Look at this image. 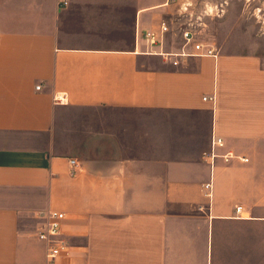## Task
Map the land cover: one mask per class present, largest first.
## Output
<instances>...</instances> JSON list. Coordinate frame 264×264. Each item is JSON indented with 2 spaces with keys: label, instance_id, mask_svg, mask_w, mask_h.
<instances>
[{
  "label": "crops",
  "instance_id": "crops-1",
  "mask_svg": "<svg viewBox=\"0 0 264 264\" xmlns=\"http://www.w3.org/2000/svg\"><path fill=\"white\" fill-rule=\"evenodd\" d=\"M164 2L0 0V264H45L55 209L62 264H264L262 6L229 0L218 57L184 56L142 37ZM217 137L249 161L212 168Z\"/></svg>",
  "mask_w": 264,
  "mask_h": 264
},
{
  "label": "built area",
  "instance_id": "built-area-1",
  "mask_svg": "<svg viewBox=\"0 0 264 264\" xmlns=\"http://www.w3.org/2000/svg\"><path fill=\"white\" fill-rule=\"evenodd\" d=\"M229 0L214 2L212 0H165L163 5L170 7L169 15L162 19L159 29L146 30L142 37L147 42V46L163 55L182 54L201 55L218 57L219 50L206 41L208 19L220 17L225 13V6ZM181 40L182 51L177 52L174 46H179ZM40 88V86H38ZM58 100L57 97H55ZM207 99V97H206ZM215 100V96L211 97ZM225 146L222 137L215 138L214 148L205 154V159L210 165L216 166L218 158H222L226 162L232 159H240V161H249L248 157L235 154L234 152L221 153L217 148ZM71 174H75L80 166L76 158H71ZM206 194L212 197V183L205 185ZM235 215L245 217L244 206L237 205ZM45 220L39 227L37 235L38 239L48 244L45 264H62L64 255L70 253L68 242L62 238L61 225L66 215L62 211L50 210L42 213Z\"/></svg>",
  "mask_w": 264,
  "mask_h": 264
},
{
  "label": "rangeland",
  "instance_id": "rangeland-1",
  "mask_svg": "<svg viewBox=\"0 0 264 264\" xmlns=\"http://www.w3.org/2000/svg\"><path fill=\"white\" fill-rule=\"evenodd\" d=\"M119 1H124V0H119ZM212 1H214L216 3V2H221L222 0H212ZM238 1L246 8V14L249 17H251V18H255V16L253 17V12H255V9L256 10L258 9L257 5L262 6L263 11H262V9H259V13H260V16L261 17H264L263 16L264 15V0H258V4L256 6L255 5L253 6V5H247V4H245L244 0H238ZM260 10L262 12H260ZM214 18L216 19L218 17H214ZM124 19H126V18H124ZM124 22H125V25H126L127 22L126 21H124ZM128 22H130V18L129 17H128ZM262 42H263V44H262L263 47H261V48H263V49L261 50V53L264 56V40Z\"/></svg>",
  "mask_w": 264,
  "mask_h": 264
}]
</instances>
